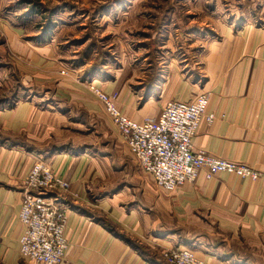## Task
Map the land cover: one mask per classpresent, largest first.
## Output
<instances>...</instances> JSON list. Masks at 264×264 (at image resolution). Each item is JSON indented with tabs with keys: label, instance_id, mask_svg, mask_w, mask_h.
<instances>
[{
	"label": "crops",
	"instance_id": "obj_1",
	"mask_svg": "<svg viewBox=\"0 0 264 264\" xmlns=\"http://www.w3.org/2000/svg\"><path fill=\"white\" fill-rule=\"evenodd\" d=\"M221 1L213 0L212 15L221 16L213 24L217 36L207 40L195 63L185 60L189 69L170 65L159 77L160 86L148 90L138 91L135 76L123 71L92 84L115 94L123 113L137 122L158 117L171 101L192 102L208 93L193 150L251 167L260 177L225 172L208 177L202 170L195 182L168 192L138 166L124 143L106 152L101 139L107 112L100 100L91 104L88 97L79 98L77 86L66 104L57 102L51 109L19 100L0 108V264H31L20 254L25 228L19 215L23 180L37 160L79 194V199H64L70 245L63 264H168L164 254L177 248L192 250L205 264H264V20L252 17L255 0L252 5L251 0H225L229 4L222 8ZM259 15L264 18V4ZM226 16H236L234 23ZM5 25L12 47H20L22 55L34 49ZM60 68L57 63L49 73L59 75ZM52 87L57 97L68 88L66 82ZM90 115L96 123L92 135L84 130Z\"/></svg>",
	"mask_w": 264,
	"mask_h": 264
},
{
	"label": "rangeland",
	"instance_id": "obj_2",
	"mask_svg": "<svg viewBox=\"0 0 264 264\" xmlns=\"http://www.w3.org/2000/svg\"><path fill=\"white\" fill-rule=\"evenodd\" d=\"M228 1L222 0L220 7L227 6ZM187 2L0 0V108L25 99L51 109L57 102L66 104L71 98L69 94L73 93L71 88L76 86L79 98L88 97L93 104L100 99L91 90L92 80L111 81L121 71L128 77L135 76L138 91L148 90V86L156 83L160 86L163 71L170 65V68L189 69L185 60L195 63L194 57L205 51L207 40L217 36L213 24L221 16L212 15L213 0ZM177 3L179 7L174 6ZM263 4L264 0L253 2L257 15L252 17L256 21L264 20L263 15H259ZM235 17L226 16L225 20L234 23ZM3 23L14 27L21 43L34 49H26L22 55L20 47H12L10 38L13 36L5 35ZM238 24L240 26L241 22ZM34 50H39L41 56L32 54ZM56 51L59 56L54 57ZM57 63L62 66L60 74L49 73L53 72L49 67ZM147 74L149 79H146ZM59 82H66L68 88L60 90L57 97V88L52 85ZM93 121L90 115L89 125L84 129H90L91 135L96 124ZM104 122L105 137L101 142L106 140L108 153L115 143L124 145V142L108 114ZM91 146L92 151L97 149V141Z\"/></svg>",
	"mask_w": 264,
	"mask_h": 264
},
{
	"label": "built area",
	"instance_id": "obj_3",
	"mask_svg": "<svg viewBox=\"0 0 264 264\" xmlns=\"http://www.w3.org/2000/svg\"><path fill=\"white\" fill-rule=\"evenodd\" d=\"M91 90L104 104L138 166L160 188L174 192L186 183L195 182L202 170L208 171V177L221 172L243 179L260 177L251 167L193 150V138L209 106L208 93L192 102L171 101L158 117L137 122L123 113L115 102V94H106L94 84ZM214 118L213 114L209 116V120ZM23 186L19 216L25 232L20 242L21 256L31 264H63L70 245L65 237L69 210L64 199L70 196L76 200L79 194L43 160L34 161ZM164 258L168 264H205L188 248L171 249Z\"/></svg>",
	"mask_w": 264,
	"mask_h": 264
},
{
	"label": "bare ground",
	"instance_id": "obj_4",
	"mask_svg": "<svg viewBox=\"0 0 264 264\" xmlns=\"http://www.w3.org/2000/svg\"><path fill=\"white\" fill-rule=\"evenodd\" d=\"M196 152V151H195ZM226 173V172H225ZM67 220H68V214H67Z\"/></svg>",
	"mask_w": 264,
	"mask_h": 264
},
{
	"label": "trees",
	"instance_id": "obj_5",
	"mask_svg": "<svg viewBox=\"0 0 264 264\" xmlns=\"http://www.w3.org/2000/svg\"><path fill=\"white\" fill-rule=\"evenodd\" d=\"M49 24H51V23H49ZM49 24H48V25H49ZM47 30H48V29H47ZM48 31H49V30H48Z\"/></svg>",
	"mask_w": 264,
	"mask_h": 264
}]
</instances>
